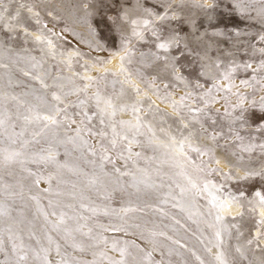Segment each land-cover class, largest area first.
<instances>
[{
	"label": "rangeland",
	"instance_id": "obj_1",
	"mask_svg": "<svg viewBox=\"0 0 264 264\" xmlns=\"http://www.w3.org/2000/svg\"><path fill=\"white\" fill-rule=\"evenodd\" d=\"M85 3L89 5L87 9L81 6ZM138 3L161 15L167 10L174 18L157 20L137 7ZM169 3L171 8H166ZM237 3L244 8L243 12L237 8ZM260 8V0H3L0 13L5 19L0 21V65H7V68L0 67V91L18 96L27 93V99L34 100L35 96L46 92L40 81L32 78L33 75L41 76L52 86L47 89L48 93L54 90L55 83L63 84L65 91L83 88L89 82L81 77L90 76L96 77L98 83L89 87L88 96L99 88L105 96H119L115 100L117 105L143 101L137 105L141 109L139 113H133L131 107H127L116 116L117 120L133 124L137 122V116L143 118L144 127L136 135L140 143L131 145V159H127L129 153L126 151L123 157L116 151H110L111 162L101 160V138L85 132L83 136L88 141L87 145L51 142L53 151L58 152L57 163L38 159L33 163L30 158L26 167L35 173L34 176L19 166L10 170L11 175L0 173L3 175L0 204L8 205L11 216L23 221L20 225L22 231L18 234L26 245L37 249L40 244L47 246L45 234L48 233L61 244L62 254L67 252L82 261L93 260L94 251L105 249L110 256L120 259L119 251L112 250V242L117 241L118 248H128L131 253L129 261L135 257L140 264H221L215 259L221 251L227 264H262L264 256L256 257L250 250H245L247 244L241 238L253 235L258 215L250 205L255 206L256 192L264 195V179L260 176L241 179L248 172L264 171V152L259 147L264 144V130H259L260 104L264 98V70L259 69L264 56L258 51L264 48V42L259 39L264 34V22L257 15ZM17 11L20 12L19 21L11 20ZM125 11L129 12V19L153 21L147 28L143 24L137 28L143 32V39L134 36L133 26L120 19ZM89 12L91 15L87 14ZM8 23L14 26L13 30L6 27ZM18 23L22 26H17ZM153 28L159 30V40L152 35ZM172 35L180 38L179 48L165 51L157 47L159 42ZM184 44L188 47L184 48ZM205 52L210 59H201ZM125 56L127 60L122 62L121 57ZM172 57H178L175 64L186 80L176 79L177 73L171 67ZM217 61L220 62L219 70L212 67L208 75H199L205 71L202 65H214ZM233 62L236 65L250 63L252 68L238 67L232 73L235 87L230 92L213 91L215 102L205 108L200 96L211 87L209 76L222 79V73L233 67ZM24 72L30 75H24ZM129 74L131 83L126 82ZM197 80L205 88H195ZM243 80H248L249 85L241 83ZM228 83L223 80L225 86ZM137 87L139 96L135 91ZM189 92L192 96L180 104L181 98ZM241 96L246 98L242 101ZM85 98L81 92L79 99ZM205 99L211 100V97ZM67 100L77 102L78 96L70 95ZM253 100L256 101L255 108ZM173 101L177 102L176 108ZM160 104L169 106L173 114L159 107ZM241 104L243 110H247L243 111V120L236 119L242 114ZM93 105L94 101H90L92 132L103 129L110 133V129L99 124ZM189 107L204 108V111L190 112ZM226 110L231 115H226ZM80 111L79 107L68 108L77 124L81 117L76 114ZM193 117L201 121L203 128ZM16 123L15 132L19 133L22 122L17 120ZM75 127L77 125H72L73 129ZM32 130L30 127L18 139H31ZM11 131L9 128V134ZM190 132L191 139L185 142L183 151L195 163L185 160L178 147ZM213 132L217 134L216 141L209 138ZM237 133L243 137L242 140L236 138ZM74 134L64 127L59 130L60 138ZM170 137L175 138V143ZM38 139L39 144L30 145L33 153L50 145L49 140ZM104 143L107 144V140ZM189 144L211 148L213 152L200 156L191 151ZM4 146H7V141ZM89 146L96 155H92ZM247 146H252V150L245 151ZM135 153L141 155L137 157ZM217 159L219 164L215 162ZM217 168L219 171H209ZM140 169L146 170L155 187L140 184L137 191L132 186L133 176L138 180L144 178ZM126 172L132 175H123ZM37 177L41 178L38 185L35 183ZM189 177L196 188L189 184ZM93 178H98L97 183H89ZM209 181L223 186L219 191L215 189L220 195L242 197L247 212L240 215L238 222H229L227 227L219 224L221 242L215 237V228L208 226L216 224L215 210L210 205L208 194L201 191ZM4 185H11L9 191L4 190ZM48 188L52 191H45ZM181 188L186 190L181 193ZM21 192L22 195L19 194ZM57 192L63 195L57 196ZM33 196L37 200H33ZM49 201L57 206L54 208ZM67 204L74 207H64ZM126 208L134 211L125 213L122 209ZM210 210L211 216L208 215ZM53 211L57 214L67 212L79 223H86L93 229L95 239L92 240L77 234L86 246L95 244L101 235L107 237V245L101 243L97 248L87 247L84 252L74 250L60 233L46 224L43 213ZM81 217L83 219H79ZM55 219L49 215V220ZM76 223L77 220L69 221L72 226ZM3 227L5 225L0 223V229ZM117 228L124 230L116 231ZM30 233H35V236L30 237ZM249 245L256 249L254 252L257 251L254 244ZM237 248L241 251L238 252ZM147 253H151L150 258ZM4 259L5 256L0 254V261ZM50 259L54 264L60 259L54 247ZM95 259L98 264H109L99 256Z\"/></svg>",
	"mask_w": 264,
	"mask_h": 264
},
{
	"label": "snow or ice",
	"instance_id": "obj_2",
	"mask_svg": "<svg viewBox=\"0 0 264 264\" xmlns=\"http://www.w3.org/2000/svg\"><path fill=\"white\" fill-rule=\"evenodd\" d=\"M3 3V0H0V4ZM261 8L258 10L257 15L260 17L261 21L264 22V0H260ZM85 9L89 7L87 3L81 5ZM202 7L204 5H201ZM237 8L243 12L244 8L237 3ZM21 7H25V5H21ZM137 7L143 8V11L148 13L149 16L155 17V19L160 21H165L168 19H172L174 17L169 16V13L167 10L164 11L163 15L156 13L152 11L151 9H148L146 7H143V5H140L138 3ZM166 8H171V4H167ZM7 11V9H5ZM28 11L31 13L32 9L29 7ZM88 15H91V13H87ZM34 15L38 16V13H35ZM20 12L17 11L15 15L11 16V20H17L19 21ZM5 19L4 15L0 13V21H3ZM114 19V18H110ZM120 19L130 23L132 27V34L134 36L139 37L140 39H143V32L137 31V28L143 24L145 28H147L150 24L153 23L152 20L149 19H129V12L125 11L123 16L120 17ZM37 23H39V20H37ZM17 26H22L17 24ZM6 27L9 28V30H13L14 26L11 23L6 24ZM25 34L27 35V29H25ZM93 34L95 35V29H93ZM152 35L157 38V40L160 39L159 36V30L153 28ZM213 35H223V33H213ZM239 35V33H237ZM39 40V37L36 38ZM261 42H264V34H261L259 37ZM49 44H51V41H48ZM157 47L159 49H163L165 51H168L172 49L173 47L179 48L180 47V38L177 35L170 36L167 40L161 41L157 44ZM188 45L184 44V48H187ZM125 51H128L127 48H125ZM262 56H264V48H260L258 50ZM155 55V54H153ZM156 59H160L159 56H156ZM165 60H168V57H164ZM178 59V57H172L173 63L171 64V67L173 68V71L177 73L176 79L178 80H186L185 77L179 74L178 68L175 64V61ZM201 59H210L208 57L207 52H205L204 56L201 57ZM122 62L127 60V56L121 57ZM107 63V62H105ZM233 67H231L228 71H225L222 73V79L217 80L215 76H209V79L212 81L211 87L207 88L203 94L200 96V99L204 103V107L207 108L210 103L215 102V97H212L213 91L219 92L221 90H225L230 92L232 88L235 87V84L232 80V73L236 71L238 67H243L244 69H250L252 68V64L245 63L243 65H236L235 62H233ZM0 67L7 68V65H0ZM205 71H202L199 73V75L204 76L208 75L211 68L215 67V69H220V62H215L214 65H208L204 64L201 66ZM259 69L264 70V59H262L259 63ZM124 72H127L126 69H122ZM255 71V69H254ZM24 75H30L28 72H24ZM33 79L39 80L42 88L45 90V95H38L34 97V100L27 99V93L23 94V96H18L12 93H7L0 91V173H7L8 175H11V169L19 166L22 171L27 172L29 175L34 176L35 173H32L27 167L26 164L29 162V159L31 158V162L35 163L38 160L43 162H51V163H57V156L58 152H54L51 147V142H58V143H71L73 145H77L78 142L80 145H87L88 141L84 139L83 133L87 132L89 135H95L101 138V144H100V151H101V160H108L111 162V156L109 155L110 151H116L118 156L123 157V153L126 151L129 153V156L127 159L132 158V148L131 145L133 143H140L136 139V135L140 134V129L144 127L143 118L140 116H137L136 123L133 124L131 121H124V120H117L116 116L119 111H123L127 107H131L133 113H139L140 108L137 107V105H140L143 103V101L136 100V102L132 105H117L115 103V100L119 99V96H105L101 93L100 89L97 88V90L91 95L88 96V89L92 86L94 83H98L96 77H90V76H84L81 77L83 80H87L89 83L85 84L83 88H75L71 89L69 91H65V86L61 83H55L54 90L50 93L47 92V89L49 87H52L48 85L45 80L39 76V75H33ZM223 80H227L229 83L227 86L223 84ZM127 83H131L130 80V74L129 79L126 81ZM244 85H249L248 80L241 81ZM151 87H155V85H151ZM195 88H205L204 84H201L199 80L195 82L194 85ZM137 96L140 95V89L137 87L135 88ZM85 94V99H79L80 93ZM70 95H76L78 96L77 102H68L67 97ZM122 95V93H121ZM192 96V93H187L184 97L181 98L180 104H183L184 100L189 99ZM206 97H211V100L205 99ZM246 97L241 96V100L245 99ZM167 99V97H165ZM94 101V109L95 114L99 118V124L103 125L104 128L110 129V133L107 131H104L103 129L93 133L91 128V121L93 119L92 116L89 115V102ZM154 103V102H153ZM173 107H177V102L173 101ZM253 108L256 106V101L253 100ZM187 107V105H184ZM69 107H79L81 111L77 113L76 115H79L81 119L79 120V123L77 124V120L73 118L68 112ZM229 107H232L229 105ZM242 108V114L239 117H236V119H244L243 116V106L241 104ZM14 109V111H13ZM190 112H203L204 108H190ZM260 111L262 115L260 116L259 120V130H264V98H262V102L260 104ZM226 115H231V112L225 111ZM254 117V114H253ZM250 117V118H253ZM21 121V132L17 133L15 132V129L17 127L16 121ZM193 120L196 123L201 124V128H203V124L200 120H198L196 117H193ZM215 123V121H213ZM247 123V121H245ZM72 125H77L74 129L72 128ZM32 128L31 133V139H18L19 137H22L24 133L29 129ZM61 127H64L66 129H69L73 131L74 135H66L64 138H60L59 130ZM185 128L188 127L187 124L184 125ZM9 128L12 130L9 134L8 130ZM206 132L207 129H204ZM154 135V134H153ZM192 133L190 132L188 136L184 137L183 141L179 142L178 147L181 152V156L191 162L195 163L194 161H191L190 157L187 156L186 153H184V145L185 142H188L191 139ZM15 137V138H14ZM38 138H45L50 141V145L47 149H41L40 152L33 153L30 151V145L33 143L39 144L40 139ZM209 138L212 141L217 140V134L211 133L209 134ZM236 138L242 140L243 137L239 135V133L236 134ZM107 140V144L104 143V141ZM170 140L175 143V138L170 137ZM7 141V146H4ZM149 143H152V139H149ZM189 147L191 148V151L198 153L200 156H203L205 154H209L213 152V149L211 148H200V147H193L191 144H189ZM262 152H264V144L259 145ZM245 151H251L252 146H247L244 148ZM89 151H91L92 155H96V151L89 146ZM137 157H139L140 153H135ZM217 164H219V160L217 159L215 161ZM201 163H204L201 161ZM66 167V165H65ZM202 170V169H201ZM116 172H119V169H115ZM140 172L144 174L143 179H137L135 176H133V183L132 186L137 188V191H139V185L144 184L147 187H155L154 184H152L151 177L148 175L146 170L140 169ZM209 171H219V169H209ZM123 175H132L131 173H123ZM230 176V174H228ZM253 175L260 176L262 179H264V171L261 172H248L245 176L241 177V179H248ZM40 177H37L35 180V183L38 185L40 183ZM3 180V175H0V181ZM98 178H93L89 181V183L95 184L97 183ZM188 182L191 185L192 188H196L197 185L192 181L191 177L188 178ZM48 183L51 185V177L48 178ZM210 186L213 189H216L217 191L220 190L223 186H217L215 184H212L211 181L205 183L201 189V191H207L209 193V196L211 197V204L212 207L216 209L214 214V220L216 224H209V227L215 228V237L218 242L221 238V232L222 229L219 227V222L224 220V217L220 214V209L226 207L225 203H221L218 196L214 195L212 191H210ZM4 190L7 192L11 188V185H4ZM186 189L181 188V193H183ZM45 191L51 192L52 189L48 188L45 189ZM9 194H17V193H9ZM22 195V192L19 193ZM57 196L63 195L61 192L56 193ZM231 195V194H229ZM256 197H258V204L264 206V195H262L260 192H256ZM33 200H37V197L33 196ZM233 200L236 199V197H232ZM49 204L52 205L54 208L57 206L53 204L52 201H49ZM64 207L72 208L74 207L72 204L64 205ZM81 207H84V205H81ZM92 211H95L94 209ZM123 212L127 213L130 211H134L132 208H126L122 209ZM44 219L46 224H50L51 228L56 231L57 233H60L62 238L69 242V246L72 247L74 250H77L79 252H84L87 250V247L97 248L101 243L104 245H107L108 240L107 237L100 236L99 239L95 244L85 245V243L78 239V235L88 237L90 240L95 239L92 236L93 229L88 227L86 223L81 224L79 223V220L76 217L69 216L67 212L61 211L59 214H57L56 211H53L52 213L44 212ZM107 214V212H105ZM49 215L56 217L55 220H49ZM208 215H213L212 211L210 210ZM83 219V217L79 218ZM70 220H77V223L75 226H72L69 224ZM0 223H3L5 227L0 229V254H3L5 256V259L3 261H0V264H54L52 259H50L51 252L53 251V247L56 253V256L60 257L58 261L55 262V264H98L97 259L95 257L99 256L101 259H106L109 261V264H140L136 260L135 257H132V261L130 262L128 257L131 256V253L128 251L127 247L124 248H118L117 241L112 242V250L119 251L120 253V259H115L112 256L108 254V250H101L99 252H93L94 259L91 261H82L79 260L77 257L72 256L71 254L64 252L62 254L61 251V244L53 239V237L46 233L47 237V246L40 244L39 241H37L38 244H40L39 248H32L29 245H26L24 243L23 237L19 235L18 233L22 231V228L20 225L23 223L22 220H15L11 216V211L8 205L6 204H0ZM259 223L264 224V220L259 221ZM88 227V231L85 232L84 229ZM116 231H123V228H117ZM104 231H108L107 228H104ZM163 235V233H161ZM35 236V233H30V237ZM264 238V233H261L260 236L254 237L253 240H249L248 243L252 244L255 242L257 246H259V241ZM127 243V242H126ZM10 244V247L8 245ZM219 246V244L217 245ZM138 247V246H137ZM237 251L240 252L241 250L237 248ZM261 251H264L262 249ZM149 258L151 257V253L146 254ZM241 255L243 253L241 252ZM199 259V257H197ZM215 259L217 261H220L221 264H227L224 256V252H219ZM262 264H264V261H262Z\"/></svg>",
	"mask_w": 264,
	"mask_h": 264
},
{
	"label": "bare ground",
	"instance_id": "obj_3",
	"mask_svg": "<svg viewBox=\"0 0 264 264\" xmlns=\"http://www.w3.org/2000/svg\"><path fill=\"white\" fill-rule=\"evenodd\" d=\"M116 61H115V63H116ZM159 107H161L163 110H166L168 112L171 111L170 113H172V109L167 105L160 104ZM210 191H212L214 195L219 197L221 203L226 204V207L220 209V214L224 217V220L219 222L220 226L227 227L229 225V222L236 223V222H238L240 215L244 216L245 213H247V212H245L246 207H245L244 199L242 197L234 196V197H236V199L233 200L232 199L233 196H231V195L230 196L229 195H227V196L226 195H220L216 192L215 189H213L211 187H210ZM205 192L208 194V199H209L210 205L212 206L211 197L209 196V193L207 191H205ZM255 199H256L255 200V206L250 205V207L252 209H254V211L256 210V213L258 215V218L255 222V224H256L255 231H254L253 235H251L250 237H248V238L241 237V238H242L243 242H245L247 244L245 250H250V252L252 254H254L256 257L262 258V256H264V251H261L262 249H264V238H262L259 241V246H257V244L255 242L252 243L257 248L256 252H254L256 249L251 248L252 246H250L248 243L249 240H253L254 237L260 236L261 233H264V224L259 223V221L264 220V206L259 205L258 199L257 198H255ZM213 209L216 211L215 208H213ZM251 211H253V210H251Z\"/></svg>",
	"mask_w": 264,
	"mask_h": 264
}]
</instances>
